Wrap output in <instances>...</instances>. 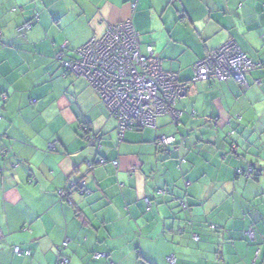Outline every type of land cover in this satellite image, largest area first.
Listing matches in <instances>:
<instances>
[{
  "label": "crops",
  "instance_id": "crops-1",
  "mask_svg": "<svg viewBox=\"0 0 264 264\" xmlns=\"http://www.w3.org/2000/svg\"><path fill=\"white\" fill-rule=\"evenodd\" d=\"M126 21L188 90L120 136L57 56ZM227 42L244 84H190ZM0 118V264H264V0H0Z\"/></svg>",
  "mask_w": 264,
  "mask_h": 264
},
{
  "label": "built area",
  "instance_id": "built-area-1",
  "mask_svg": "<svg viewBox=\"0 0 264 264\" xmlns=\"http://www.w3.org/2000/svg\"><path fill=\"white\" fill-rule=\"evenodd\" d=\"M30 24L24 25L18 32H24ZM140 35L132 23L126 21L108 27L105 33L91 39L76 51L74 61H63L61 54L57 56L62 66L75 76L85 79L97 97L105 105L110 117L117 122L120 136L128 130H140L155 126L157 118L175 116L176 101L184 96L188 84L181 82L174 73L164 72L161 61L156 58L151 45L142 50ZM255 68L254 64L239 50L233 42H227L193 66V77L190 84L200 82L233 80L244 84V77ZM1 121V118H0ZM99 137H87L88 145H96ZM173 136H163L157 141L159 148L173 146ZM54 151V145L48 147ZM99 160L98 164H104ZM116 167L117 162H113ZM91 168V165L88 164ZM63 195L62 192H59ZM214 227L211 226V229ZM249 240L254 239L252 229L246 232ZM195 242L199 241L196 236ZM68 241H64L59 250L66 249ZM13 254L28 257L29 251L14 247ZM99 258L100 255H96ZM174 264L173 257L167 259ZM69 259L60 256L57 264H68Z\"/></svg>",
  "mask_w": 264,
  "mask_h": 264
},
{
  "label": "trees",
  "instance_id": "trees-1",
  "mask_svg": "<svg viewBox=\"0 0 264 264\" xmlns=\"http://www.w3.org/2000/svg\"><path fill=\"white\" fill-rule=\"evenodd\" d=\"M27 24H30V28L28 29V30H30L31 27L33 26V23H27ZM25 25H26V24H25ZM22 27H23V26H22ZM26 31H27V30H26ZM24 32H25V31H24ZM18 33L21 34V35L23 34V32H22V33H21V32H18ZM76 58H77V57H76ZM76 58H75V59H76ZM174 144H175V143H174ZM166 148H167V147H166Z\"/></svg>",
  "mask_w": 264,
  "mask_h": 264
},
{
  "label": "water",
  "instance_id": "water-1",
  "mask_svg": "<svg viewBox=\"0 0 264 264\" xmlns=\"http://www.w3.org/2000/svg\"><path fill=\"white\" fill-rule=\"evenodd\" d=\"M96 145H91V147H95Z\"/></svg>",
  "mask_w": 264,
  "mask_h": 264
}]
</instances>
